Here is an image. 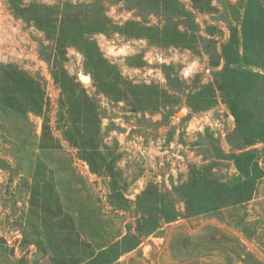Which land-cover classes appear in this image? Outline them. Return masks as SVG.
Listing matches in <instances>:
<instances>
[{
  "label": "rangeland",
  "instance_id": "374dc122",
  "mask_svg": "<svg viewBox=\"0 0 264 264\" xmlns=\"http://www.w3.org/2000/svg\"><path fill=\"white\" fill-rule=\"evenodd\" d=\"M7 1L0 0V64L13 65L37 79L47 105L40 115L0 107V264H17L23 256L27 264H50L46 251L40 250L49 237L39 221L44 195L58 199L81 236L102 247L129 234L137 219L147 216L148 202H136L146 186L171 190L186 180L191 165H212L215 177L236 181L239 172L230 155L240 151L241 134L257 140L251 148L262 157L264 116L248 71L240 78V130L220 98L199 112L186 106V95L210 83L220 69L211 64L231 28L238 30L246 59L264 60V30L252 33L253 27H247L251 26L245 22L247 0H211L214 9L209 13L194 12L189 0H176L182 11L192 13L191 20L180 17L177 10L167 18L137 0H22L96 4L119 25L136 20L161 26L168 19L181 29L197 26L199 38L191 48L159 47L113 30L92 34L102 57L115 69L119 88H124L123 82L138 86L136 99L127 95L119 101L99 91L78 48H57L44 32L15 18ZM60 67L96 107L98 152L108 173L103 169L100 175L93 174L63 137L64 128L58 123L61 90L52 76V70ZM79 73L90 74L92 81L81 84ZM44 125L50 137L42 134ZM47 144L50 147H43ZM131 185L134 188L127 194ZM251 188L236 205L162 223L113 264H264V175ZM176 208L182 212L183 205Z\"/></svg>",
  "mask_w": 264,
  "mask_h": 264
},
{
  "label": "trees",
  "instance_id": "16d2710c",
  "mask_svg": "<svg viewBox=\"0 0 264 264\" xmlns=\"http://www.w3.org/2000/svg\"><path fill=\"white\" fill-rule=\"evenodd\" d=\"M137 1V4L150 5L155 12L164 14L167 18L173 17L168 13L174 10L180 13V17L192 18V13L182 11L176 0ZM189 1L194 12L209 13L214 9L211 0ZM7 3L15 18L44 32L57 48H78L87 60L99 91L116 101L127 95L136 99L138 96L135 89L138 86L123 82L124 88H119L115 69L102 57L91 38L92 34L113 30L125 38H143L159 47L176 48H191L199 38L197 26H183L181 29L177 24H170L168 19L161 26L146 25L136 20H127L119 25L112 22L102 7H97L96 4L60 1L58 4L44 5L24 3L22 0H8ZM245 22L251 25L247 27H253L252 33L258 28L264 30V0H247ZM238 40V30L231 28L229 38L221 44L217 60L211 64L216 68L220 66V69L214 72V79L210 83L186 95V106L199 112L209 109L220 98L234 116L237 130H240L242 120L238 97L242 90L241 74L246 71L255 80L254 96L257 98L259 113L264 116V75L261 73L264 71V60L246 59L241 54ZM255 69L259 72H254ZM52 76L61 90L58 123L61 122L64 128L62 132L65 141L89 165L93 174L100 175L103 169L108 173V164H105L104 156L98 152L99 119L94 103L85 89L68 78L61 67L52 70ZM46 105L43 87L37 79L13 65L0 64V107L17 113L40 115ZM42 134L50 137L48 126L42 127ZM241 140L242 143L237 146L240 151L230 155L239 172L236 181L232 182L227 177H215L212 165H191L186 180L171 190L150 184L136 197L137 204L148 202L147 216L139 217L135 227L128 229L129 234L121 239L114 238L107 245H101L102 247H95L81 236L72 217L61 209L58 199L53 200L44 195V200L39 205L44 215L39 221L49 231V237L42 242L40 250L46 251L50 264H113L124 252L135 248L138 238L150 235L164 222L244 201L245 194L252 189V183L264 175V153L259 157L256 148H251L257 143L255 138L250 139L241 134ZM260 159L263 166H260ZM35 195L34 192L33 200ZM50 203L54 206L51 207ZM31 204L34 202L31 201ZM177 204L183 205L182 212L176 208ZM47 213L51 214L49 218ZM129 238L133 241L128 240ZM16 262L27 264L24 256Z\"/></svg>",
  "mask_w": 264,
  "mask_h": 264
},
{
  "label": "water",
  "instance_id": "95a60500",
  "mask_svg": "<svg viewBox=\"0 0 264 264\" xmlns=\"http://www.w3.org/2000/svg\"><path fill=\"white\" fill-rule=\"evenodd\" d=\"M77 79L81 84H84L85 82H91L92 81V77L90 74L79 73ZM133 188H134V186H132V185L129 186L126 193L129 194Z\"/></svg>",
  "mask_w": 264,
  "mask_h": 264
}]
</instances>
